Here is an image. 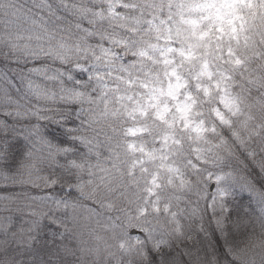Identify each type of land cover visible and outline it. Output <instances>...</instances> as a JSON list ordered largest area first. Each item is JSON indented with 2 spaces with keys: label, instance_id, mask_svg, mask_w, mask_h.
<instances>
[{
  "label": "snow or ice",
  "instance_id": "1",
  "mask_svg": "<svg viewBox=\"0 0 264 264\" xmlns=\"http://www.w3.org/2000/svg\"><path fill=\"white\" fill-rule=\"evenodd\" d=\"M34 7L33 27L0 31L3 59L22 65L11 69L16 81L0 79L23 89L14 97L0 87V116L49 120L62 131L53 138L33 125L11 174L0 167V187L11 182L25 198L0 195L8 202L0 210L16 203L23 215L16 243L33 264H216L201 254L200 237L211 252L216 235L226 240L229 225L248 223L232 216L237 195L264 200L247 174L264 180V0ZM11 9L0 2V12ZM57 187L77 198L54 195ZM85 195L107 213L103 223H80ZM14 223L8 216L0 231L7 236ZM257 225L264 234V208ZM9 247L0 240V264L23 254L9 256Z\"/></svg>",
  "mask_w": 264,
  "mask_h": 264
},
{
  "label": "clouds",
  "instance_id": "2",
  "mask_svg": "<svg viewBox=\"0 0 264 264\" xmlns=\"http://www.w3.org/2000/svg\"><path fill=\"white\" fill-rule=\"evenodd\" d=\"M36 2L38 3L39 0H36ZM49 2L53 3L54 0H49ZM44 15L46 16L47 13H44ZM61 15H63V13H61ZM4 51L5 49H0V64H3L4 67H8L11 63L3 59ZM15 67L20 68L22 67V65L14 64V68ZM0 71H2V69H0ZM17 84H19V81H17ZM0 87L9 88V91L14 97H19L23 92V89H21V93L12 91L4 79H0ZM3 107L4 106H0V111L3 110ZM40 115L46 117L48 115H54V113L41 112ZM59 115H64V113H60ZM0 119H4L6 124L8 125L6 130L0 129V144L3 145L8 144L10 137H20L21 139L24 138L23 133L19 131V128L21 126H23L26 130L31 131L32 126L36 124H39L40 128L41 125H43L44 127H47L49 124L53 125L49 120H37L35 117L25 119L26 121H28L27 124L23 123L25 120H20L18 118L12 119L9 117L0 116ZM68 119L71 120L72 117L69 116ZM31 139H34V137H31ZM233 166L239 167L235 163L233 164ZM249 167H251L250 162ZM247 174L254 179L256 187L260 189V193L264 194V180L260 179L258 171L253 169L250 173ZM58 188L59 187H57L56 189ZM29 191L31 192V189H29ZM245 197L250 200L251 207L245 204L242 207V210L238 211L234 207L233 203L232 207L234 211L232 213V216L233 218H235L237 215H239L240 217L248 221L247 225L241 224L239 229H234L231 225H229L226 240L219 239L220 242L219 244H217L216 238H219V236L216 235L214 237L215 243L212 244L213 250L211 252H208V242L204 241L202 236L200 237L201 247L203 248V252L201 254L207 255L209 257L214 255L216 257V264H250L253 256H264V249L253 248V245L257 243L258 239L264 240V234H262V230L257 225V219L260 218V209L264 208V200L261 199V195L257 194H254L253 196L244 195L243 197H241V199H244ZM82 198L88 199L87 195L83 196ZM7 203V201H0V209H3L4 205ZM245 209L247 210L245 211ZM8 216L10 215L7 211L0 210V218H2L0 219V225L7 223ZM81 219H83V216L81 217ZM16 229L17 227H12L11 229H9L7 236H5L2 231H0V240L8 239L10 241V247L8 249L9 256H13L16 253H20L22 251V255H15V264H33V262H30L28 259L30 253L27 251V249H21L20 245L16 243V240L19 238V234H17V237H12L11 235V233L16 231ZM241 232L243 233L242 235L239 234ZM225 244H227V246L232 249L231 253L226 251ZM188 246L193 248L196 247L195 241H193L191 244H188ZM234 256H238L239 259H235ZM0 258H2V254H0ZM261 264H264V261H262Z\"/></svg>",
  "mask_w": 264,
  "mask_h": 264
},
{
  "label": "trees",
  "instance_id": "3",
  "mask_svg": "<svg viewBox=\"0 0 264 264\" xmlns=\"http://www.w3.org/2000/svg\"><path fill=\"white\" fill-rule=\"evenodd\" d=\"M38 11L34 7V0H13V6L12 9L8 12L7 15H5L3 12H0V31H6L10 30L13 32H25V29L23 28L22 24L26 21L35 19V13ZM31 24V23H30ZM32 25V24H31ZM14 68V64H10L8 67H4L3 64H0V73L5 74L6 76L10 77L12 80L16 81L17 76L19 75V72L13 73L11 69ZM19 69V67H15ZM5 82H7L5 80ZM23 103V101H21ZM25 124V123H24ZM21 126L19 128V131L23 133L24 137H29L25 133V128ZM55 127V126H54ZM52 125L48 126V131L46 134L53 138H58L61 136V129L60 128H54ZM29 139H31L29 137ZM25 144V140L21 139L20 137H10L9 142L7 144L6 149V156L3 158L4 160L9 161L10 163H0V167L3 168V170H6L11 174V172L14 170V166L16 161L20 158V147ZM5 150V145L0 144V151ZM59 171V170H57ZM9 187H0V195L4 196H11L15 200H23L25 199L23 196H17V193L22 192V188L19 186H11V182ZM9 191V192H8ZM32 193H37L36 189H31ZM54 195L64 197V198H72L76 199L77 193L75 192H64L62 188H58L55 190ZM79 203L81 207L78 209L77 215L80 218L81 224H87L89 227H94L96 220H103L104 216L107 215L106 213L102 212L101 209L97 208L95 204H93L89 199H84L82 197H79ZM247 204L249 207H251L250 200L245 197L244 199H241L240 195L236 196V202L234 203V207L239 211L242 210V207ZM17 207L16 203H13L11 205V209L7 211L10 216L13 217V220L15 223L13 224V228H16L20 225L21 220L23 219L22 213L15 212L14 209ZM96 208V214L94 215L89 211V208ZM83 216V219L81 217ZM85 217H90L91 220L88 221L85 219ZM242 235L243 233H239ZM85 239H88L87 231L85 230ZM44 239L47 240V234H45ZM217 244H219V238L217 237ZM67 242V239L65 240ZM35 247V246H34ZM222 251V249H221ZM47 258V257H45ZM253 259L255 260V264H261L262 261H264V258L261 256H253L251 259L250 264H253Z\"/></svg>",
  "mask_w": 264,
  "mask_h": 264
},
{
  "label": "rangeland",
  "instance_id": "4",
  "mask_svg": "<svg viewBox=\"0 0 264 264\" xmlns=\"http://www.w3.org/2000/svg\"><path fill=\"white\" fill-rule=\"evenodd\" d=\"M0 2H7V0H0ZM11 3H12V6H13V0H11ZM31 20H29V21H26V22H24L23 24H22V26H23V28L25 29V30H27V29H30L31 27H33L31 24ZM23 123H25V124H27L28 123V121H24ZM50 125V124H49ZM48 125V126H49ZM48 126L47 127H44L43 125H41V130L46 134V132L48 131ZM53 126V125H52ZM54 127V126H53ZM23 128V127H22ZM55 128V127H54ZM25 130V133L29 136V132L30 131H28V130H26V129H24ZM30 137V136H29ZM31 138V137H30ZM9 192V191H8ZM77 198V197H76ZM18 200V199H17ZM104 221L103 220H101V223H103Z\"/></svg>",
  "mask_w": 264,
  "mask_h": 264
}]
</instances>
